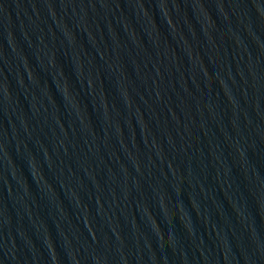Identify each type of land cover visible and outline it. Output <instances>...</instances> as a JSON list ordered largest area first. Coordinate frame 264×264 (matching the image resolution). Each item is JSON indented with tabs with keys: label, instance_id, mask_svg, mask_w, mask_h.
<instances>
[{
	"label": "water",
	"instance_id": "95a60500",
	"mask_svg": "<svg viewBox=\"0 0 264 264\" xmlns=\"http://www.w3.org/2000/svg\"><path fill=\"white\" fill-rule=\"evenodd\" d=\"M0 264H264V0H0Z\"/></svg>",
	"mask_w": 264,
	"mask_h": 264
}]
</instances>
